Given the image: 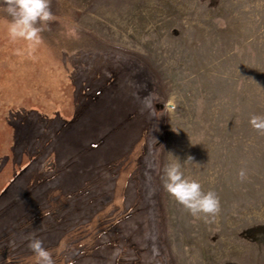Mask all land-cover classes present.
<instances>
[{"label":"rangeland","instance_id":"1","mask_svg":"<svg viewBox=\"0 0 264 264\" xmlns=\"http://www.w3.org/2000/svg\"><path fill=\"white\" fill-rule=\"evenodd\" d=\"M49 7L30 54L0 11V264L33 237L55 264H264V0ZM174 155L215 218L164 189Z\"/></svg>","mask_w":264,"mask_h":264},{"label":"clouds","instance_id":"2","mask_svg":"<svg viewBox=\"0 0 264 264\" xmlns=\"http://www.w3.org/2000/svg\"><path fill=\"white\" fill-rule=\"evenodd\" d=\"M0 11L8 20L6 32L9 39H23L28 42L29 54L41 42V32L47 27V22L54 18L49 7V0H0ZM249 124L264 134V113L252 114ZM175 156V155H174ZM163 168L162 183L164 189L192 216L215 218L220 211V200L213 190L205 191L199 180L186 176L178 156ZM187 156L183 163L192 161ZM238 178L244 180L246 172L240 169ZM28 247L32 252L33 264H55L51 250L43 246L38 237L29 240Z\"/></svg>","mask_w":264,"mask_h":264}]
</instances>
